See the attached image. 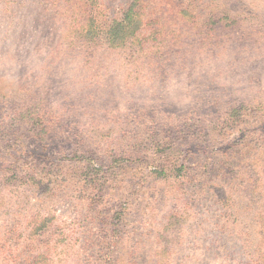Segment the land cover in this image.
<instances>
[{"label":"rangeland","instance_id":"374dc122","mask_svg":"<svg viewBox=\"0 0 264 264\" xmlns=\"http://www.w3.org/2000/svg\"><path fill=\"white\" fill-rule=\"evenodd\" d=\"M0 264H264V0H0Z\"/></svg>","mask_w":264,"mask_h":264},{"label":"trees","instance_id":"16d2710c","mask_svg":"<svg viewBox=\"0 0 264 264\" xmlns=\"http://www.w3.org/2000/svg\"><path fill=\"white\" fill-rule=\"evenodd\" d=\"M125 22H126V19L124 20H120L118 21V23H115L113 28L117 31V32H123L125 31ZM124 34V33H123Z\"/></svg>","mask_w":264,"mask_h":264}]
</instances>
